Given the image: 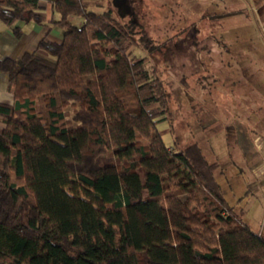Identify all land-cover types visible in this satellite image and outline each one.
<instances>
[{
  "label": "trees",
  "instance_id": "1",
  "mask_svg": "<svg viewBox=\"0 0 264 264\" xmlns=\"http://www.w3.org/2000/svg\"><path fill=\"white\" fill-rule=\"evenodd\" d=\"M40 1L0 0V19L20 36ZM46 1L61 40L0 54L13 93L0 101V264H264L220 163L161 132L169 92L133 53L132 25L90 0Z\"/></svg>",
  "mask_w": 264,
  "mask_h": 264
},
{
  "label": "rangeland",
  "instance_id": "2",
  "mask_svg": "<svg viewBox=\"0 0 264 264\" xmlns=\"http://www.w3.org/2000/svg\"><path fill=\"white\" fill-rule=\"evenodd\" d=\"M256 3L90 0L89 8L111 7L132 25L133 53L150 56L149 66L158 68L169 92L168 119L159 124L167 142L179 147L198 142L210 161H218L215 173L227 200L259 231L264 229V153L255 145L264 137V25ZM245 30L254 33L251 44ZM251 151L257 165L248 159Z\"/></svg>",
  "mask_w": 264,
  "mask_h": 264
},
{
  "label": "crops",
  "instance_id": "3",
  "mask_svg": "<svg viewBox=\"0 0 264 264\" xmlns=\"http://www.w3.org/2000/svg\"><path fill=\"white\" fill-rule=\"evenodd\" d=\"M257 1L258 3H256V6L259 12L260 21L261 24L264 25V0ZM40 5L41 13L44 16L43 20L37 21L31 19L28 21H22L21 24L23 31L20 36L14 34L12 29L0 19V54L2 56L18 58L22 56L26 51H33L38 46L41 38H43L46 34H49L52 39L61 40L62 28L58 25H54L51 22L52 18H58V14L53 10V6L50 2L42 0L40 1ZM243 32L244 38L248 37V44H251L249 43L250 38L254 37V33L249 30H245ZM0 101H13V93L8 87V75L6 73H0ZM255 146L256 151L264 153V137L259 138L257 145ZM245 149L247 148L245 147ZM247 155L248 159H252L251 164L257 161L252 151ZM262 173L264 174V171L260 174L262 175ZM262 178V185L264 188V175ZM259 232L264 234L263 227H260Z\"/></svg>",
  "mask_w": 264,
  "mask_h": 264
}]
</instances>
